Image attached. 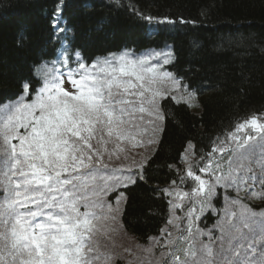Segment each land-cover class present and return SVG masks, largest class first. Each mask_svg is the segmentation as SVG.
<instances>
[{
    "label": "trees",
    "instance_id": "16d2710c",
    "mask_svg": "<svg viewBox=\"0 0 264 264\" xmlns=\"http://www.w3.org/2000/svg\"><path fill=\"white\" fill-rule=\"evenodd\" d=\"M59 50L83 63L123 51L169 50L164 67L195 95V105L160 100L162 121L143 164L145 179L109 195L110 202L121 196L114 226L140 247L131 261L148 260L142 249L161 243L170 219L163 190L180 178L186 149L206 154L236 123L264 117V0H0V106L22 96L25 83L34 89L25 100L34 99L43 85L40 66L57 60ZM140 171L132 170L133 178ZM223 202L221 193L212 199L215 213L199 218L200 231L215 230ZM247 204L264 208L262 200ZM104 249L106 264L131 258L122 248Z\"/></svg>",
    "mask_w": 264,
    "mask_h": 264
},
{
    "label": "snow or ice",
    "instance_id": "6c2138e0",
    "mask_svg": "<svg viewBox=\"0 0 264 264\" xmlns=\"http://www.w3.org/2000/svg\"><path fill=\"white\" fill-rule=\"evenodd\" d=\"M53 27L59 28L58 22ZM160 58L164 64L169 63L167 53H145L139 57L127 52L109 54L91 65L77 59L75 66L69 56L62 63L63 71L59 75L45 77L31 102L21 99L9 108L0 120V197H3L0 200V264H90L86 257L93 252L96 230L93 220L99 219L95 209L104 205L99 200L90 201L84 193L98 171L108 168L103 159L105 153L119 158L125 152L119 144L122 139L136 145L130 129L136 127L137 113L148 112L157 121L162 119L156 111L160 93L152 85L157 76L168 79L171 74L161 71ZM33 91L30 84H24L25 95L30 96ZM262 121L264 117L253 115L236 123L234 131H228L223 138L217 136L213 141L216 146L210 151L196 153L202 164L205 160L209 162L199 171L207 173L210 182L199 175L194 177L198 182L194 193L207 189V199L201 202L200 211L212 210V199L218 195L216 185L221 184L229 190L235 185L232 205L240 203L241 190L243 198L264 201V167L257 175L242 162L248 159L244 153H249L251 148H245V144L256 141L257 137L259 148L264 152ZM150 123L155 135L157 125L154 121ZM231 144L236 145L233 152L244 149V153L229 158L230 171L225 175L222 162L212 166L211 158L217 152L226 153ZM233 163L237 165L235 168ZM188 175H193L192 170ZM111 179L116 185H134L145 179L143 165L135 178L121 173ZM257 181L259 190H256ZM108 211L115 221L119 207L109 205ZM233 215L236 214L225 210L219 225L220 236L213 230L197 229L196 234L206 236L208 242L201 241L198 249L194 244L187 249L176 248L168 254L171 264H264V221L260 222L257 236V222L251 218L255 213L242 207L239 224L252 235L244 249L233 244L241 231L231 219ZM167 224L173 225V221L168 220ZM188 230L191 233V225ZM182 238L187 242L192 236ZM168 243L173 245L171 240ZM177 253H183L185 258L181 259ZM164 264L169 261L164 260Z\"/></svg>",
    "mask_w": 264,
    "mask_h": 264
},
{
    "label": "rangeland",
    "instance_id": "374dc122",
    "mask_svg": "<svg viewBox=\"0 0 264 264\" xmlns=\"http://www.w3.org/2000/svg\"><path fill=\"white\" fill-rule=\"evenodd\" d=\"M133 53L130 51H123L120 53H117L115 55H120L122 53ZM145 53H151L155 55L156 53H167L168 57L170 59V53L169 50H162V51H145L142 53H135L137 57L144 55ZM62 54H59V57L57 60L53 61L50 64H43L39 68V74L41 75L43 82L45 80V77L51 78L52 75H59L62 69V63L67 62V57H61ZM109 56V55H108ZM106 56V57H108ZM105 58V57H104ZM104 58H99L95 61H102ZM77 58H72L73 65L75 66V61ZM93 61V62H95ZM91 63H87L91 65ZM153 63L155 61H152ZM161 64V71L170 73L165 67L163 58H160L159 60ZM83 63V62H82ZM171 74V73H170ZM176 82V83H174ZM178 84V86H177ZM68 88H71V85H66ZM152 88L154 91H157L160 93V96L157 98V108L156 111L159 112V115L162 117L160 112V100L164 96H172L173 98L177 100H183L185 102H188L189 104L195 105V95L193 94H187L186 90H184L180 84L179 81L176 80L172 75L168 79H163L159 76H157L156 81L153 83ZM27 95L23 94L22 96L12 100L3 103L0 106V120L3 119V117L7 114L9 108L18 103L21 99H23L25 102H31L25 100ZM35 98V97H34ZM141 116L143 119H141ZM263 117V116H262ZM151 121H154L157 125V128L155 129V135H153V127L150 123ZM160 120H156L155 115H149L148 112H145L143 114L137 113L136 114V120L134 121V124L136 125L135 128L130 129L132 136L135 138L136 145L133 146L132 142L129 140L122 139L119 141V144L122 148L125 149V152L121 153L119 158L117 156L112 155L111 157L109 154L105 153L103 159L104 163L108 165L107 169H100L96 175L95 180H90L88 189L84 193L90 201H97L103 203V208H97L95 209L96 215L99 217V219H94L93 224L96 226V230L94 232V238H93V252L87 253V259L90 261V264H95L96 262L100 261L101 263H104L105 259L108 260V254L105 251V247H118L122 248L124 251H127V253L131 257L130 259H127V264H155V262L159 261L160 264H164V260H168L169 264H171V261L169 259L168 254L175 252L176 248L183 247L185 249L189 248L190 245H196L197 249L199 248V244L201 241L204 243H207V237L206 236H199L196 234V230L198 229L197 221L199 218L207 211H200L201 209V202L207 199V189L205 188L204 192H201L199 194H196L193 192V189L197 187L198 182L195 181L194 177L196 175H199L201 179H204L206 182H210L209 175L204 172H200L199 168L203 166V164H208L209 162L207 160L203 161V164L200 161V157H196L192 154L191 148L188 147L186 151L183 154L182 157V165H183V172L178 179L173 184L168 185L163 191L165 194L169 197L170 202V219L173 221V225H167L162 232L161 237V243L158 245V239L152 240L151 245L149 247H146L145 249H142V251L146 252L145 256L148 258L141 259V261H131L133 259L131 251H134V248H140L138 246H135L133 240L131 238H126L123 233H121V230L116 226H114V222L117 223V218L115 221L111 219V214L108 211V206L110 205L112 208L120 207V198L121 196H118L114 202L109 201V195L115 191L118 187L121 185H116L114 181L111 179L113 175H120L121 173L124 176L132 175V170L139 168L141 165H143L148 156L151 154L155 147L154 143H149V140L156 141V138L158 136V132L160 130L161 125ZM264 122V121H262ZM235 130V129H234ZM231 130V131H234ZM22 131V130H21ZM259 138L257 137L256 141H249L247 144H245V148H251L249 149V153H244V149H237L236 152H233L232 149L236 148L235 144L228 145V151L226 153L217 152L215 155L212 156L211 160L213 162L212 166H214L215 162L221 161L223 164V173L226 175L229 171V158L230 157H236L240 153H244L248 156V159L242 161L245 165V168H251L253 172L257 175H260L261 168L264 167V152H261L259 145H258ZM13 143H16L15 140H13ZM216 145H213L215 147ZM109 149L113 147L112 144H110ZM211 150V149H210ZM237 165L233 163L232 167L235 168ZM129 169H131V172H129ZM189 170H192L193 175L190 177L188 175ZM216 175H220V172H217ZM251 183V181H249ZM217 192L220 190L218 194H222L224 198L223 205H221V209L219 211V214L222 217L225 215V210L228 209L231 213H235L236 215H233L231 219L233 222H236L237 225L240 227V235L236 240H233L234 245H242L244 249H247L248 243L252 239V235L249 231V229L243 228L242 225L239 224V214L242 210V207H246L248 209L249 213H255L253 217H251L253 220L257 222L256 224V235H259V227L260 222L264 221V208L263 209H252L247 204V201H252L254 203H258L260 199H247L243 198L244 193L243 190L240 192V196L242 197L241 201L237 205H232L230 203L231 199H233L236 195V189L235 185L232 189H224L223 185H216ZM256 190H259V181L256 182ZM231 192V195H228V192ZM187 193V195H185ZM215 198V197H214ZM179 204L180 207L177 208L175 205ZM213 205L212 210L213 211ZM214 212V211H213ZM215 213V212H214ZM248 213H245L247 215ZM197 217H199L197 219ZM184 222V223H183ZM221 224V219L218 223L215 224V230L214 233L217 236L221 235L219 225ZM189 225H191V233L189 232ZM200 231V230H199ZM209 231V230H208ZM208 231H200V232H208ZM165 232L170 233V235H165ZM219 234V235H218ZM189 235L192 236V239L188 240L187 242L182 237H188ZM127 239V240H126ZM169 240L173 242V245H169ZM257 249H259V244L256 245ZM146 249H150V252L145 251ZM161 249V252H156V250ZM215 250V246H214ZM181 256V259H184L183 253H177ZM199 255V253H198ZM251 255V253H249ZM151 256V258L149 257ZM163 257V260L161 259ZM191 258V257H189ZM105 262L104 264H106Z\"/></svg>",
    "mask_w": 264,
    "mask_h": 264
}]
</instances>
